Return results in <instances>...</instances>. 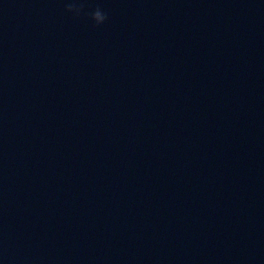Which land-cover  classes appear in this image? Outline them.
<instances>
[{
    "label": "water",
    "instance_id": "1",
    "mask_svg": "<svg viewBox=\"0 0 264 264\" xmlns=\"http://www.w3.org/2000/svg\"><path fill=\"white\" fill-rule=\"evenodd\" d=\"M0 0V264H264V0Z\"/></svg>",
    "mask_w": 264,
    "mask_h": 264
},
{
    "label": "clouds",
    "instance_id": "2",
    "mask_svg": "<svg viewBox=\"0 0 264 264\" xmlns=\"http://www.w3.org/2000/svg\"><path fill=\"white\" fill-rule=\"evenodd\" d=\"M65 8L69 13L79 17L82 14L88 15L95 22L96 26L104 24L108 19V14L99 5L92 11L86 12L85 0H65Z\"/></svg>",
    "mask_w": 264,
    "mask_h": 264
}]
</instances>
